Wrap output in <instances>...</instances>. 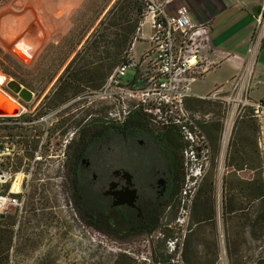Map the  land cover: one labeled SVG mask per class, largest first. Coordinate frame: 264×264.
Instances as JSON below:
<instances>
[{
  "label": "rangeland",
  "instance_id": "obj_1",
  "mask_svg": "<svg viewBox=\"0 0 264 264\" xmlns=\"http://www.w3.org/2000/svg\"><path fill=\"white\" fill-rule=\"evenodd\" d=\"M115 1L0 0V50L2 51V54L0 53V82L17 81L32 92L34 98L40 91L45 90L44 87H47L48 93L51 94L55 91L60 75L74 54L67 55L66 59L65 55L69 46L67 44L63 46L62 39L74 24L77 31L84 34L86 26L107 4L104 12L94 24L96 27ZM83 6H85L84 13L73 23L74 14ZM94 27L86 33L81 45ZM149 33L150 22L145 20L142 37L146 38ZM34 34L40 35L41 40L31 50ZM19 44L28 45L31 56H22L15 49V46ZM147 47L148 44L145 41H139L133 48L132 54L140 57ZM4 54L12 57L15 62L5 59ZM62 60H65L64 63ZM262 64L261 60H257L253 82L260 80ZM131 78L132 73H129L124 80ZM0 95L5 97L1 93ZM261 96H264V83L253 86L251 92L252 98ZM73 98L68 99L60 107L58 147H55L53 153L44 147L40 154L42 157L40 161H35V153L39 146L33 152V148L22 145L19 139L22 133L21 125H16L17 128H11L6 132L20 153L17 156L16 165L17 168L22 169L26 181L23 189L22 211L12 210L9 214L10 217L12 216L11 222L15 221L19 224L17 229H15L16 225L14 226L13 241L9 250L0 254V264H255L257 260L264 259V230H256L253 235L248 220L252 210L250 205H246L243 212H238L232 217L229 234L233 241V254H229L228 230L224 229L222 218L219 225L216 218V190L218 186L221 187V199L226 158L222 162L218 160V169L214 170L213 150H211V163L199 186L204 185L203 189L207 191L211 185L213 190L207 196L200 198L204 204L197 205L194 199L186 229L175 222L178 217L181 195L177 210L166 211L161 221L163 226L151 235H140L125 240L119 233L111 232L112 228L106 232L95 227L84 228L79 222L80 218L73 202L70 201L68 142L72 137L77 136L82 123V121L79 122L80 120L90 116L88 118L93 122L106 121L105 117L111 107L104 100L95 99L88 93ZM5 99L10 102L11 107H14L12 100L7 97ZM71 99L74 105L68 102ZM18 108L22 110L21 107ZM189 108L203 113H212V118L218 119L223 129L224 113L220 105L193 102ZM244 119L235 124L227 152L239 123ZM221 134L222 130L218 138H221ZM242 134L245 137L249 135V132L243 129ZM251 141H255L263 161L262 166H257L256 173H261L264 179V143H262L264 136L261 135L260 128ZM51 155L54 157H49ZM254 174L255 171L249 168L236 171L237 178L243 181L251 179ZM82 193L88 195V205L98 204L86 186L82 188ZM163 228L168 230L165 232L166 236ZM167 234L170 236L167 237ZM38 237L57 238V241L52 242L50 239V242H43L41 246L50 247L45 251L38 249L37 240H29ZM171 241L177 242L181 250L176 249L171 252L168 247ZM183 254H186L188 261L183 259Z\"/></svg>",
  "mask_w": 264,
  "mask_h": 264
},
{
  "label": "built area",
  "instance_id": "obj_2",
  "mask_svg": "<svg viewBox=\"0 0 264 264\" xmlns=\"http://www.w3.org/2000/svg\"><path fill=\"white\" fill-rule=\"evenodd\" d=\"M142 2L144 10L141 21L123 60L101 89L88 94L110 105L105 117L107 123L120 125L131 116L140 114L155 130L172 132L179 136L183 143L185 179L175 222L186 229L200 182L211 163V146L206 126L213 121L212 113L191 110L189 101L194 99L222 107L224 119L218 156L220 162L226 158L235 124L247 115L250 114L258 122L261 135L264 136V99L254 100L251 97L256 58L264 40V7L256 16L255 30L248 43L247 60L240 72L231 78L227 88L218 87L208 94L199 95L193 92V84L214 66L206 56L211 41V21H195L189 8L183 4L174 6V0ZM145 20L150 22V33L143 38L142 27ZM139 41H145L148 47L137 57L132 54V50ZM129 73H132V78L125 81ZM8 83L9 81L0 82V93L12 100L15 96L7 87ZM19 114L0 115L2 217L10 214L12 210L21 212L24 205L23 189L26 177L16 165L20 153L6 135L11 128H17L16 125H21L22 129L23 121ZM41 146L35 153V161L42 159ZM48 150L53 153L51 146ZM220 193L221 187L218 186L219 223ZM168 247L171 252L181 250L174 241L169 242Z\"/></svg>",
  "mask_w": 264,
  "mask_h": 264
},
{
  "label": "trees",
  "instance_id": "obj_3",
  "mask_svg": "<svg viewBox=\"0 0 264 264\" xmlns=\"http://www.w3.org/2000/svg\"><path fill=\"white\" fill-rule=\"evenodd\" d=\"M106 7L107 4L96 13L94 19H92L86 26V32L84 34L81 31L78 32L76 25L74 24L73 28L61 41L63 46L66 44L69 46V50L65 55L66 59L69 55L74 54L71 61L60 75L57 81V87L55 88L54 94H56L55 97H57L60 106L65 104V102L71 97L75 98L78 95L92 93L101 89L108 77L121 63L124 54L131 46L144 10L142 0H116L99 20L96 27H94L95 22L102 15ZM84 10L85 6L76 11L73 16V23L84 13ZM93 27L94 29L90 35H88L85 42L81 45L86 33ZM79 46L80 48H78ZM60 48L61 47H59V49ZM0 53L2 54L1 50ZM3 57L11 62L14 61V59L7 54H4ZM64 61L65 60H62V63H64ZM127 122L137 128L136 131L129 132L128 137L139 135L141 133L140 129L148 124L146 119L139 114L131 116ZM106 124V121L93 122L89 128L92 139L89 142L81 139L76 143L74 149L75 156L78 155L79 152H86L88 154L93 161V169L96 172H101L104 169L105 162L103 161V157L104 155L108 156L110 154L109 150H105V148H115L116 146V134L114 132L111 133V136H108L106 141L99 135V127H103ZM109 126L115 127L112 125ZM206 128L209 135L211 150H213L212 164L214 170L217 171L218 154L220 151V138H218V134L220 133V130H222V125H220L218 119H213ZM258 128V122L252 118L250 114L247 115L244 121L239 123L225 159L226 163L224 168L226 172L222 181L220 218H222L224 229L228 230L227 249L229 250L230 255L233 254V241L229 234L230 222L232 221L234 214L243 212L246 209V205H250L252 208L248 220L250 221L253 235L256 230H264V179L261 173H256L257 166H262L263 161L256 147L255 141H251V138L257 133ZM243 129L249 132L248 136L244 137L243 134L241 135ZM153 132L157 137H162L165 141L170 138L173 139L174 137L177 142L174 148L178 153H182L183 143L176 133L159 132L157 130ZM125 141V147L130 148L131 141L127 139H125ZM111 164L115 163L113 162ZM67 165L70 182V201L75 205L78 204L77 196L79 195H75L76 185L72 180V174L77 172V170H75L78 165L77 160L75 162L73 161V158L71 159L69 157ZM155 167L157 166L145 164L143 159L140 161V187L141 193L145 196L150 195L149 189L152 187L153 175L156 172ZM242 168H249L255 171L254 176L246 181L238 179L236 171ZM184 179L185 173L183 171V162L180 161V171L178 177L174 181L172 194L168 197L166 196L162 198L160 201H156L155 205L149 208L150 210H147L144 216L140 217L137 227L127 228L124 225V221L122 222V225L119 226L118 220L112 221V224H114L115 227L112 225L111 227H100L95 223H93V225L95 228L103 230L104 232L109 228H112L111 232L119 233L125 240L140 235H151L163 226L161 221L166 211L171 209L173 211L177 210ZM203 186L204 185L198 188L195 197V204L197 205L201 203L204 204L200 198L202 196H207L208 193H211L213 190L211 185L207 191L203 189ZM81 192L82 190H80V194ZM80 198L82 200L81 202L84 204V197L80 196ZM91 211L94 215L92 218L96 219L95 216L99 214V210L91 207ZM175 215L176 213L174 216ZM11 218L12 216L10 217L9 214L4 217L0 216V254L7 252L13 241V229L16 222H11ZM216 218L219 225L217 209ZM242 226L244 227V223H242ZM163 230L164 234L168 231L165 228H163ZM169 236L170 234H167V237ZM29 240L33 241L31 239ZM183 259L188 261L186 254H183ZM255 264H264V259L257 260Z\"/></svg>",
  "mask_w": 264,
  "mask_h": 264
},
{
  "label": "flooded vegetation",
  "instance_id": "obj_4",
  "mask_svg": "<svg viewBox=\"0 0 264 264\" xmlns=\"http://www.w3.org/2000/svg\"><path fill=\"white\" fill-rule=\"evenodd\" d=\"M44 89L36 98L31 92L29 101H25L14 92L15 97L11 98L14 107L17 108V113L13 115L20 113L19 116L23 121L22 145L33 148V152L41 145V149L44 147L49 149L51 146L54 150L55 147H58L59 142L60 107L64 104L60 106L57 97H55V91L49 94L48 88L44 87ZM73 99L68 101L71 105H74ZM18 105L21 107V111ZM26 106L28 107L26 108ZM88 117L90 116L79 121L80 123L82 121L79 132L76 137L70 139L67 147L68 160L69 157L73 158V161L77 160L78 164L75 169L77 172L72 174V180L76 185L75 195H79L77 196L78 204L74 205L80 218L79 222L84 228L95 227L93 223L100 227H111V225L115 227L112 224V221L115 220L119 221V226L124 221L127 228L137 227L140 217L144 216L156 201L172 194L174 181L180 171V161L183 162L182 153L175 150L174 146L177 142L174 137L166 141L162 137H157L153 132L155 129L149 124L140 129L139 135L128 137L129 132H134L137 129L127 122L128 120L120 125L107 123L103 127H99V135L106 141L108 136L114 132L116 146L115 148H105V150H109L110 154L103 157L104 169L101 172H96L93 169V161L86 152L74 155L77 142L81 139L89 142L92 139L89 128L93 120ZM125 139L131 141L130 148L125 147ZM141 159L145 164L157 166L153 175L152 187L149 189V196L141 193L139 171ZM113 162L115 164H111ZM84 186L96 198L98 204H87L88 195L82 192L80 194V190ZM80 196L84 197V204L81 202ZM91 207L99 210V214L95 216L96 219L92 218L94 215ZM50 239L52 242L57 241V238L44 237L32 240L38 241V249L46 251L50 247L41 246V244L50 242Z\"/></svg>",
  "mask_w": 264,
  "mask_h": 264
},
{
  "label": "crops",
  "instance_id": "obj_5",
  "mask_svg": "<svg viewBox=\"0 0 264 264\" xmlns=\"http://www.w3.org/2000/svg\"><path fill=\"white\" fill-rule=\"evenodd\" d=\"M181 4L189 8L195 21L210 20L212 23L206 56L214 66L195 81L193 92L205 95L218 87L227 88L231 78L240 72L247 60L249 39L255 30L256 16L264 7V0H174V6ZM257 60H261V64L264 60V40L256 58L254 75ZM260 70L262 75L260 80L253 82L254 87L264 83V64ZM253 99L261 100L264 96ZM193 102L202 101L193 99L189 101V106ZM206 134L209 138L207 128Z\"/></svg>",
  "mask_w": 264,
  "mask_h": 264
},
{
  "label": "water",
  "instance_id": "obj_6",
  "mask_svg": "<svg viewBox=\"0 0 264 264\" xmlns=\"http://www.w3.org/2000/svg\"><path fill=\"white\" fill-rule=\"evenodd\" d=\"M7 87L14 93L18 94L25 101H29L31 98V92L24 88L17 81H10ZM17 113V108L11 107L9 103L0 95V114H15Z\"/></svg>",
  "mask_w": 264,
  "mask_h": 264
},
{
  "label": "bare ground",
  "instance_id": "obj_7",
  "mask_svg": "<svg viewBox=\"0 0 264 264\" xmlns=\"http://www.w3.org/2000/svg\"><path fill=\"white\" fill-rule=\"evenodd\" d=\"M37 35V36H36ZM34 42L31 46V50H33L35 48V46L39 43V41L41 40V36L38 34H34ZM38 38V39H37ZM32 39V38H31ZM26 44H19L15 46V49L22 55V56H28L31 54L30 49L27 48L28 45ZM30 52V53H29ZM28 53V54H27ZM31 56V55H30ZM5 99V97H3ZM6 100V99H5ZM7 101V100H6ZM7 103H9V105L11 106L10 102L7 101ZM220 224V223H219Z\"/></svg>",
  "mask_w": 264,
  "mask_h": 264
}]
</instances>
